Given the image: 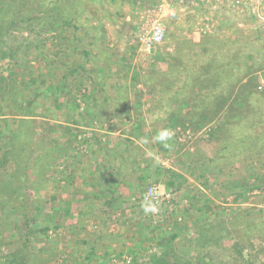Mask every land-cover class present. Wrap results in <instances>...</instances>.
I'll list each match as a JSON object with an SVG mask.
<instances>
[{
    "label": "rangeland",
    "instance_id": "rangeland-1",
    "mask_svg": "<svg viewBox=\"0 0 264 264\" xmlns=\"http://www.w3.org/2000/svg\"><path fill=\"white\" fill-rule=\"evenodd\" d=\"M0 121V264H264V0H0Z\"/></svg>",
    "mask_w": 264,
    "mask_h": 264
},
{
    "label": "built area",
    "instance_id": "built-area-1",
    "mask_svg": "<svg viewBox=\"0 0 264 264\" xmlns=\"http://www.w3.org/2000/svg\"><path fill=\"white\" fill-rule=\"evenodd\" d=\"M164 37V28L160 22H156L152 29L145 35L143 39V48L147 53H150L151 50L162 42ZM152 193H156V188H151Z\"/></svg>",
    "mask_w": 264,
    "mask_h": 264
},
{
    "label": "clouds",
    "instance_id": "clouds-1",
    "mask_svg": "<svg viewBox=\"0 0 264 264\" xmlns=\"http://www.w3.org/2000/svg\"><path fill=\"white\" fill-rule=\"evenodd\" d=\"M171 138V133L169 130H161L157 133V135L153 138L158 143H163L165 146H167V141ZM141 143H147V141L141 140ZM146 154L149 156H152L153 153L150 149H146ZM144 211L146 213L148 212H155L157 211V208L154 203L149 201L147 198H145V201L142 205Z\"/></svg>",
    "mask_w": 264,
    "mask_h": 264
},
{
    "label": "trees",
    "instance_id": "trees-1",
    "mask_svg": "<svg viewBox=\"0 0 264 264\" xmlns=\"http://www.w3.org/2000/svg\"><path fill=\"white\" fill-rule=\"evenodd\" d=\"M204 69H207V68L205 67ZM19 99H18V101H19ZM26 102H28V101L25 100L24 101V104H26ZM21 105H22V103L19 102L18 103V107L15 106V108L19 112V114L23 110V109H21L22 108ZM27 108H29V107H27ZM27 112L28 111L26 110L24 112V114H26ZM0 122H2V121H0ZM44 232H47V229H45ZM154 253H152L151 255H149V257H148L149 258V261L146 264H180V263H178L176 261H171L172 258L170 257L169 252H167L165 250H162L160 252V254H156V253L154 254Z\"/></svg>",
    "mask_w": 264,
    "mask_h": 264
}]
</instances>
